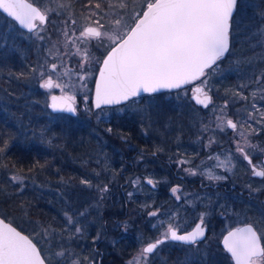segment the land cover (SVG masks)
Listing matches in <instances>:
<instances>
[{"label":"rangeland","instance_id":"rangeland-1","mask_svg":"<svg viewBox=\"0 0 264 264\" xmlns=\"http://www.w3.org/2000/svg\"><path fill=\"white\" fill-rule=\"evenodd\" d=\"M31 1L46 12L47 26L40 25L37 30L26 32L0 12L1 55L11 57L19 52L27 56L33 52L36 62L32 73L23 80L26 85L23 84L22 89L17 92L4 82L6 79L3 80L0 72V104L15 118L22 139L52 154L51 164L46 175L42 170L44 176H39L40 182H37L38 177L34 179L28 178L24 173H12L8 166L1 169L21 189L36 185L43 195L49 194L52 203L60 207L63 222L59 217L56 218L59 224H45L42 220L31 217L25 206H21L17 212L9 211L2 206L3 199H0V215L12 223L15 222L18 228L30 235L49 264H73L74 261L85 264L81 261L82 253L90 251L89 247H93L102 237L103 200L109 196L108 192L112 190L110 187L116 185L117 179L112 166L113 161L115 162L116 146L111 143L109 136L113 132L109 131L110 126L116 120L134 113L132 116H135V121L143 126V130L136 128L138 135L157 138V142L161 138L168 146L180 142V137L183 136L182 128L177 123H189L187 135L198 137L195 139L198 145L195 153L196 165H192L193 156L182 157L177 149L172 151L173 162L185 176L199 174L207 183L223 182L226 172L234 173V157L239 154L238 145L244 149L245 154V149L249 153L255 152V146L258 145L255 136L264 131V119L261 118L264 113V0H239L237 6L240 10L235 11L238 12L236 18L240 23L245 19L251 21V30L246 32V38L253 56L250 54L251 56L245 58L234 50L231 52L229 48L226 57L217 61L213 69L206 70L209 73L206 77L192 81L182 90L159 92V97L163 98L161 100H158L155 93L146 94L142 99L134 98L118 106L96 110L91 106V57L89 53H85V48L95 47L102 60L111 48V41L106 36L85 38L80 33L85 27L92 26L103 33L122 36L129 30V26H133L135 14L140 13L144 0H92L80 12H76L68 0ZM121 3L126 4V7H120ZM117 20L120 21L119 25L116 24ZM222 59L226 64H223ZM53 63L57 65L55 72L51 68ZM49 77L61 84L62 88L41 87ZM202 81L206 83L202 84ZM197 87H202L211 94L209 107L203 108L193 103L192 97L197 93ZM54 92L75 97L77 116L50 110L49 96ZM185 102L190 104L192 110L188 113V120H176L174 114L176 111L179 114V109L182 108L179 104H186ZM253 104L256 105L255 108ZM141 109L144 113L139 117L136 112ZM161 109L162 114L154 112ZM148 110L153 112L151 116ZM249 113H252V117ZM229 119L237 124L235 130L227 126ZM226 140L234 145L232 154L227 153ZM210 156L214 159L209 160ZM217 157L219 161L230 160V163L224 167H213L217 163ZM53 160H58L60 164L55 165ZM67 162L81 173V179L63 176L62 163ZM209 168L212 175L221 176L223 179H209ZM13 177L20 179L14 180ZM105 187L107 191L103 190ZM249 190L255 193L254 188ZM244 209L234 208L226 226L229 227L236 221H253L254 215ZM259 214L264 216L262 211ZM76 228L81 231L76 232ZM261 231L264 234V229ZM111 241L113 240L109 237L105 240V245L112 243ZM144 246L145 242H141L137 254L127 264L139 260L155 261L158 258V252L142 256ZM192 250L195 253L182 255L183 263L233 264L226 255L206 253L200 247ZM60 252L65 254L56 255Z\"/></svg>","mask_w":264,"mask_h":264},{"label":"snow or ice","instance_id":"snow-or-ice-1","mask_svg":"<svg viewBox=\"0 0 264 264\" xmlns=\"http://www.w3.org/2000/svg\"><path fill=\"white\" fill-rule=\"evenodd\" d=\"M237 5L238 0H144L140 13L135 14L134 26H129V30L122 36L103 33L97 27H85L80 33L82 37L106 36L111 41V50L103 60L95 81V107L120 104L140 93L179 89L206 77L209 74L206 70L213 69L229 50V32ZM120 7L124 8L126 4L121 3ZM0 10L29 31L37 30L47 20L46 12L28 0H0ZM116 24L119 25L120 21L117 20ZM51 68L55 72L57 65L53 63ZM41 87L62 88L51 77L44 80ZM195 91L203 97H196L197 103L207 107L211 98L202 87H197ZM51 101L50 107L53 110L69 113L77 111L74 96L53 95ZM249 116L252 117V113ZM261 118L264 119V113ZM227 126L233 130L237 128L231 119L227 120ZM0 151L3 149L0 148ZM237 151L244 154V149L239 145ZM244 158L248 159L247 154H244ZM212 159L210 156L209 160ZM215 159L217 163L213 167H224L230 163V160ZM208 172L209 179H223L212 175L210 168ZM254 175L264 177V170L254 169ZM148 183L153 184V181L149 179ZM103 190L107 191V188ZM177 191L178 188H172L173 194ZM202 223L184 234H178L177 228L170 224L163 234L164 239L196 244L205 234ZM75 231L80 232L81 229L76 228ZM262 239L264 234L258 235L251 225H246L229 231L224 236L223 244L235 264H264ZM163 242V239H158L149 243L142 249L141 255L153 253ZM45 259L28 235H22L16 227L0 219V264H45ZM73 264L78 262L74 261ZM130 264L135 262L131 261Z\"/></svg>","mask_w":264,"mask_h":264},{"label":"flooded vegetation","instance_id":"flooded-vegetation-1","mask_svg":"<svg viewBox=\"0 0 264 264\" xmlns=\"http://www.w3.org/2000/svg\"><path fill=\"white\" fill-rule=\"evenodd\" d=\"M47 25L48 23L41 26ZM24 31L32 32L27 30ZM85 50V53H89L91 57L89 64L91 69L89 71L93 72L91 84L93 83L92 94L94 96L95 81L98 72L105 56L111 50V48L102 57V60H100L99 50H96L95 47L86 46ZM163 91L170 90H162L159 92ZM52 94L49 96V100H51ZM144 95L145 94H142L134 98L142 99L144 98ZM198 95L201 94L198 93ZM93 96L91 99V106L93 110H96L99 108L94 106ZM161 99L163 98H158V100ZM121 104L112 106H118ZM48 106L50 108V101ZM142 106L147 107L146 105H141V107ZM103 107H111V105L101 106L100 108ZM159 107L162 108V106ZM75 108L78 114V107L76 103ZM150 111L148 114L151 116L153 112ZM159 111L160 110L154 112H158L160 114L163 113V109H161L160 112ZM59 113L73 117L77 116V114L72 115L66 112ZM143 113V109H141L140 111L136 112V115L142 117ZM132 115H134V113L130 114L128 117H131ZM174 115L177 116V114ZM131 123L134 124L135 129L138 128L139 130V128L142 129L141 127H143L140 125V123L135 121V116H132ZM177 124H179V126L182 128L183 136L180 137V142H175L172 145L169 144L170 146L167 145V142L164 143L163 140L161 141V138L160 141L157 142V138H146L144 134H139V136L136 137H122L120 135L116 137V168L114 170L116 171L117 179L115 187L118 188L122 186L124 189V186H126V190L129 191L142 192L145 190L148 192L143 195L145 200L150 203L148 212L149 220L145 221L148 222H146L148 232L155 233L153 240L145 242L141 232V224L136 225L135 218H132L129 231L131 238L134 241L135 250L133 251V256L130 259L134 258V256L137 254L141 242H145V245H147L150 242L164 238L163 234L167 232L170 224L177 228L179 233H183L192 230L197 224H201V221H203L202 226L205 229V236L200 239L198 243L186 244L180 241L165 239L163 243L158 245L153 253H149V255H154L156 252H158L159 256L157 259H155V261L149 260L144 262L139 260L136 263L143 262L145 264H167V251L169 250L170 246H176V248L183 252V254L195 253L192 249H195V247H200L203 250H206V253L213 252L214 254L218 255H226L228 259L234 264L231 255L223 245V239L226 233H228L234 227L245 223H252L259 235L263 234L259 224L255 221L246 220L239 223L236 221L229 227L226 226V221L231 218L234 208L241 209L243 206L245 207L247 205L257 208H264V177L255 176L253 174L255 167L264 170V146L259 142V138L255 137L258 140V145L255 146L256 149H254L255 152L253 153V151H250L249 153L248 150L245 149L247 151L246 154L250 159L246 160L244 155L240 154L241 152L238 151L239 154L237 155L243 161V168H236L234 173L226 172L227 174L225 173V179L223 182L207 183L203 181V178L200 177L199 174L189 177L185 176V174L182 173L183 171H179L177 169L176 163L173 162V149H177V151H181V149H183L186 151V148H188L186 151L187 158L193 156V159L195 157L197 160V154L195 155V153L196 149H198V145L195 139L198 137L194 138L189 137L190 135H187L189 134V131L186 123H183L184 125L182 123ZM191 138L194 140H191ZM233 146L234 145L231 141L226 140L227 153H233ZM259 150L262 151L259 152ZM178 154H180V152ZM182 157L185 156L183 155ZM249 160L251 163H249ZM193 163L195 164V162ZM193 163L192 165H194ZM140 171H144L145 173ZM120 177L122 178V183H119ZM149 179L153 181V184L148 183ZM172 188H178L176 194H173ZM249 188H254L255 193L250 192ZM152 212H155L156 215H150ZM118 225L119 223L116 224V228H118ZM122 229L125 232L128 231L125 226H123ZM261 242L264 247V239H262ZM100 245V242L97 241L93 245V250L90 248V253H92L94 257L90 256L87 264H104L105 255L103 250L99 247Z\"/></svg>","mask_w":264,"mask_h":264},{"label":"trees","instance_id":"trees-1","mask_svg":"<svg viewBox=\"0 0 264 264\" xmlns=\"http://www.w3.org/2000/svg\"><path fill=\"white\" fill-rule=\"evenodd\" d=\"M68 1L72 4V7L76 12H80V10L86 9V7L91 4L90 1L92 0ZM239 10L240 8L239 6H237L235 11ZM237 13L238 12H235L232 18L230 51L232 52L234 50L240 56L246 58L251 55L253 56V54H251V49L249 48L250 43L249 41L247 43L248 38H246V32L251 30V21L245 19L243 20L244 24L240 23V21H237L236 18ZM227 55L228 54L226 53L223 57H226ZM33 57V52H30V54L27 56H23L22 54L17 52L14 56L11 57H3L0 53V72L2 73L3 80L6 79L4 80V82L7 83L15 92L22 89V86L25 83L23 82V80L25 78H28V76L32 73V69L36 65ZM221 61L223 62V64H226L224 63V59H222ZM246 72H248V70H246ZM187 85L182 86L179 89L172 90H182ZM156 95L159 96L161 95V93H157ZM145 96L146 94L144 95V97ZM185 103L186 104H179L182 105V108L179 109V114L178 111H176V114H178L176 116V120H188V113L192 110L190 104H188L187 102ZM193 103L195 104L194 101ZM131 120L132 117L125 116L123 118H120L119 121L116 120V123H112L113 125H111L110 128L113 132H111L109 136L113 145L116 146V137L118 135L122 137L139 136L138 133L135 132L136 129L134 128V124L131 123ZM188 124L189 123H186V125ZM257 135L258 136L255 137H258L259 142L264 146V131H262V133H258ZM0 148L3 149V151H0V169L8 166L10 168V172L12 173H24V175H27L28 178L32 177L34 179L38 177L37 182H40L39 176L46 175V173L50 169V158H52V154L49 151L46 152L43 148L36 146L33 143H28L26 139H22L15 118L11 116V113H9L8 110L3 109L1 104ZM187 149L188 148H186V151ZM186 151L181 149L180 154L187 157ZM114 160H116V156ZM195 160V157L194 159L192 158L193 162H195ZM234 160L236 164L235 168L241 169L244 167L242 165L243 161L238 155H235ZM53 162L55 163V165L60 164L58 160H53ZM115 162L113 161L112 164L114 169L116 168ZM62 164L64 177L81 179V173L75 170L74 166H72L68 162ZM42 170L45 172L44 175L42 173ZM140 172L145 173L144 171ZM122 182V178L120 177L119 183ZM110 188L112 190H109V196L105 198V200H103V226L100 233L102 234V237L98 240L101 244L99 247L103 250V253L105 255L104 264H127L130 258L133 256V251L135 250L134 241L131 238L129 231L132 218H135L136 225L141 224V232L145 242L153 240L155 237V233L148 232L146 226L148 222L145 221L149 220L148 212L150 203L145 200L143 195L148 192L145 190L142 192L129 191L126 190V186H124V189L122 188V186L116 188L114 185H112V187ZM0 199H3L1 202L3 204L2 206L9 211L17 212L19 211L21 206H25L28 209V214L31 217L42 220V222H44L45 224H59V221L56 220V218H59L61 216V212L59 210L60 207H57L54 203H52L51 196L49 194L43 195V192L41 193L38 191L36 185L21 189L19 184L12 183L8 173L3 172L2 169L0 170ZM243 208L254 215V218L252 220H256L255 222L259 224V227L262 230L264 228V219H262L261 217L264 218V216H261L259 214V211H264V208H255L250 205H247L245 207L243 206L242 210ZM256 209H258L257 212ZM61 221L63 222L62 218ZM14 223L15 222H13V224ZM117 223H119L118 228H116ZM123 226L127 228V232L122 229ZM109 237H111L113 241H111L112 243L105 245V240H108ZM80 243L81 242H78V245ZM80 246H82V243L80 244ZM89 248L93 250V247L90 246ZM182 255L183 252L179 251L176 246H170L169 250L167 251V264H185L182 262ZM82 256L83 257H81V261L87 264L89 257H92L93 254L90 253V251H87L86 253H82Z\"/></svg>","mask_w":264,"mask_h":264},{"label":"water","instance_id":"water-1","mask_svg":"<svg viewBox=\"0 0 264 264\" xmlns=\"http://www.w3.org/2000/svg\"><path fill=\"white\" fill-rule=\"evenodd\" d=\"M28 2H30V3H33V5L34 6H36V7H38V8H40L37 4H35L34 2H32L31 0H28ZM40 10L42 11V12H44L41 8H40ZM2 13H3V11L2 10H0ZM235 12V11H234ZM4 15H6L7 16V14L6 13H3ZM47 15V14H46ZM8 17V16H7ZM10 19H12L11 17H9ZM13 20V19H12ZM15 21V20H14ZM16 22V21H15ZM17 23V25L20 27V28H22V29H24V30H27V31H29L27 28H24L23 26H21V25H19L18 24V22H16ZM38 23V25H39V22H37ZM47 23V20H46V22L44 23V24H46ZM43 24V25H44ZM134 26V25H133ZM90 27H92V26H90ZM231 27H232V21H231ZM230 44H231V28H230V32H229V48H230ZM228 52V51H227ZM226 52V53H227ZM225 53V54H226ZM108 54V53H107ZM107 56V55H106ZM106 56H105V58H106ZM104 58V59H105ZM103 63V62H102ZM101 67H102V65H101ZM100 71V70H99ZM98 76H99V72H98V75H97V78H98ZM96 78V79H97ZM183 86H185V85H183ZM162 90H165V89H162ZM161 91V90H160ZM205 91V90H204ZM206 92V91H205ZM207 93V92H206ZM141 94H144V93H140L139 95H141ZM53 95H56V96H61V95H63V94H57V93H54V94H52V96ZM138 95V96H139ZM207 95L211 98V100H212V97H211V95L209 94V93H207ZM51 96V97H52ZM200 97L201 99L203 98L201 95H198V93H196V94H194L193 95V101L196 103V104H198V105H200V106H202V107H205L203 104H200V103H197V99H196V97ZM131 98H133V97H131ZM130 98V99H131ZM123 102H125V101H122L121 103H123ZM51 103H52V101L50 100V105H51ZM93 104H94V106H95V91H94V96H93ZM211 104V102L210 103H208V105L207 106H209ZM112 105H117V104H112ZM74 106H75V104H74ZM102 106H108V105H102ZM50 109L53 111V112H66V113H69V112H67V111H60V110H53L51 107H50ZM69 114H72V115H76L77 114V111L75 112V113H69ZM248 159H250L249 157H248ZM253 167H255V166H253ZM255 169L257 170V171H260V170H262V169H260V168H256L255 167ZM254 174V173H253ZM256 176V175H255ZM261 177V176H260ZM0 219H4V221H5V223H10L13 227H16L17 228V231H21V234L22 235H28L26 232H24V231H22L20 228H18L16 225H14L12 222H10V221H8V220H6L3 216H1L0 215ZM246 225H251L253 228H254V230H256V228L254 227V225L252 224V223H245V224H242V225H240V226H237V227H234L233 229H231L230 231H232V230H235L236 228H241V227H245ZM194 229V228H193ZM192 229V230H193ZM192 230H190V231H192ZM190 231H188V232H190ZM257 231V230H256ZM184 233H186V232H183V233H179L178 232V234H184ZM257 234L259 235V233H258V231H257ZM226 235H227V233H226ZM225 235V236H226ZM29 236V238L30 239H32L31 237H30V235H28ZM204 236H205V234H204ZM203 238V237H202ZM202 238H200V239H202ZM160 239H163V240H165L164 238H160ZM33 240V239H32ZM33 242L34 243H36L34 240H33ZM155 242V241H154ZM154 242H150V243H154ZM37 244V243H36ZM149 244V243H148ZM147 244V245H148ZM146 245V246H147ZM224 245V244H223ZM145 246V247H146ZM261 246L263 247V244H262V242H261ZM37 247H38V250H40L41 251V249H40V247L38 246V244H37ZM227 250V249H226ZM230 254V253H229ZM41 255H42V257L43 258H45L44 256H43V254H42V252H41ZM231 255V254H230ZM232 257V256H231ZM233 259V258H232ZM233 261H234V264H235V260L233 259ZM45 264H49L48 262H47V260L45 259ZM136 264H145V263H143V262H139V263H136Z\"/></svg>","mask_w":264,"mask_h":264}]
</instances>
